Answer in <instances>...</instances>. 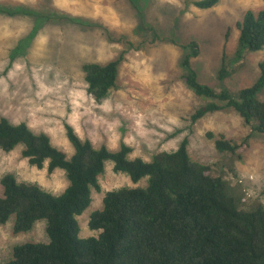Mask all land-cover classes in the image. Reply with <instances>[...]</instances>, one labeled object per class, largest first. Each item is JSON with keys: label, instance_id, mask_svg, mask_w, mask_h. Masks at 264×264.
<instances>
[{"label": "rangeland", "instance_id": "374dc122", "mask_svg": "<svg viewBox=\"0 0 264 264\" xmlns=\"http://www.w3.org/2000/svg\"><path fill=\"white\" fill-rule=\"evenodd\" d=\"M200 1L204 0H0V8L12 12L0 13V118L46 134L69 159L74 149L65 123L96 148L117 151L128 145L130 160L150 162L188 139L191 160L213 165L243 207H264V134L229 108L192 123V115L208 100L187 87L188 70L183 66L190 53L185 46L196 42L200 54L191 70L200 84L234 94L252 87L260 75L264 48L245 53L226 80L218 75L223 59L237 49V24L247 13L263 11L264 0H219L207 10L195 6ZM117 60V85L97 103L87 93L82 67ZM258 99H264V90ZM220 139L246 144L235 155L222 154L215 146ZM23 150L18 145L9 153L0 152V197L7 175L61 195L69 185L65 172L48 174V163L42 170L32 167ZM99 184L101 191H92L90 207L78 218L82 239L99 235L88 224L92 214L103 209L106 193L146 188L148 179L134 184L127 174L115 173L108 161ZM14 222L11 218L0 225V264L12 258L18 245L48 243L46 221L20 235L13 233Z\"/></svg>", "mask_w": 264, "mask_h": 264}, {"label": "trees", "instance_id": "16d2710c", "mask_svg": "<svg viewBox=\"0 0 264 264\" xmlns=\"http://www.w3.org/2000/svg\"><path fill=\"white\" fill-rule=\"evenodd\" d=\"M218 3L204 0L195 6L207 10ZM0 13L12 16L6 8H0ZM237 29L238 46L232 57L223 59L220 81L232 76L231 68L245 53L264 48V10L247 13ZM185 49L190 51L183 63L188 70L185 83L197 97L208 100L192 115V123L229 108L247 124L254 122L255 132L264 134V99H258L264 90V62L255 84L234 94L200 84L191 70L192 60L200 54L199 45L191 42ZM119 65L117 60L82 67L87 93L97 103L116 87ZM64 128L74 149L70 159L46 134H35L25 124L13 125L0 118V152L23 145L22 156L32 167L42 170L48 163V174L63 170L69 184L55 196L36 184L19 183L12 175L2 179L0 225L15 218L13 233L20 235L46 221L48 236V243L16 246L5 264H264V207H243L213 165L191 160L188 139L175 151L160 152L146 162L130 160L132 148L126 144L117 151L96 148L90 140H81L70 124ZM245 144L246 140L215 141L222 154L235 155ZM108 161L114 164L115 173L127 174L134 184L148 179V185L106 193L103 209L93 213L88 224L99 235L82 239L78 218L90 207L92 191H101L99 177Z\"/></svg>", "mask_w": 264, "mask_h": 264}]
</instances>
